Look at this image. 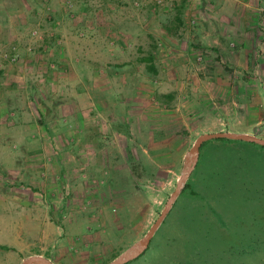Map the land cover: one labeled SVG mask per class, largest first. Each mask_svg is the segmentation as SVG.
<instances>
[{
  "label": "crops",
  "instance_id": "crops-1",
  "mask_svg": "<svg viewBox=\"0 0 264 264\" xmlns=\"http://www.w3.org/2000/svg\"><path fill=\"white\" fill-rule=\"evenodd\" d=\"M139 1L134 7L132 0H2L8 7L0 14V165L13 164V179L26 186L2 191L26 197L25 220L18 227L35 229L38 241L47 246L60 234L48 216L50 203L35 198H52L53 203V198L84 193L69 178L79 173L77 180L83 181L85 167L111 163L104 159L110 149L121 155V145L128 143L124 134L140 132L139 125L152 126L157 103L166 106L161 97L177 94L166 87L179 84L188 69L189 59L176 56L189 50L181 41L187 36L182 32V0L174 13L152 7V0ZM194 3V14L203 24L186 33L199 45L207 41L216 52L233 54L226 66L251 68L250 56L261 53L257 65L263 83L248 88L251 78L246 75L237 81L241 85L235 86L232 101L240 104L233 102L227 111L229 117L244 119L247 127L261 123L264 111L250 100L264 93V0ZM35 28L39 33L31 37ZM11 47L17 51L16 62L1 55ZM238 53L244 54L243 61ZM209 77L214 78L200 76L197 83L210 84ZM241 133L253 134L249 129ZM14 149L20 160H7Z\"/></svg>",
  "mask_w": 264,
  "mask_h": 264
},
{
  "label": "rangeland",
  "instance_id": "rangeland-1",
  "mask_svg": "<svg viewBox=\"0 0 264 264\" xmlns=\"http://www.w3.org/2000/svg\"><path fill=\"white\" fill-rule=\"evenodd\" d=\"M134 1L139 4L134 5ZM180 2L163 0L162 5H158L156 0H152L149 3L152 7L174 13ZM194 2L182 0L180 7L185 13V30L182 32L187 34L181 41L185 44L183 48L189 50L187 55L176 52V56L189 59L188 69L186 67L177 79L179 84L166 87V90L177 94L174 98L161 97L166 106L157 103V113L150 117L152 126L147 129L146 125H139L140 132L124 134V141L128 143L121 145L122 154L119 155L116 149H112L113 154L111 149L106 151L108 156L104 159L112 162L107 161L91 169L85 167V176L80 174L83 181L77 180L79 173L78 176H71L69 183L84 193L76 191L77 195L70 193L53 198V203L52 198H35L36 202L50 203L48 216L57 226L54 230L60 234L57 238L53 237L50 246L38 241L35 229H19V221L25 220L22 203L26 197L20 193L8 194L2 188L20 190L26 186L23 181L13 179V164L0 165V264H21L33 255L42 256L52 264H108L140 240L155 222L178 179L190 169L193 155L189 150L199 135L225 132L227 129L228 132L241 133L249 129L253 133L249 135L264 139V119L247 127L244 119L241 121L239 117L227 114L230 107L235 106L233 102L240 104L239 100L232 101L236 97L235 86L241 85L237 81L246 75L252 83H246L248 88L263 83L258 78L260 67L257 65L261 53L250 56L249 61L254 57V67L242 69L236 66L234 70L226 66L233 54L228 51L218 53L207 41L199 45L200 41L196 42L195 37L186 33L203 24L194 14ZM0 3V10L8 7L2 5V0ZM132 5L139 7L141 3L132 0ZM14 9L15 6H12ZM34 31L36 33L32 34ZM38 33L36 28L29 32L31 37H37ZM9 49L1 53L2 57L16 62V49ZM160 54H164L163 51ZM13 55L15 58L11 59ZM236 57L244 60L243 53L236 54ZM206 62L212 64V69L206 67ZM192 74L194 79L190 76ZM207 75L214 76L206 79L213 85L197 83L196 78ZM250 104L263 112L264 93L250 100ZM250 117L245 119L249 121ZM204 142L202 150L205 149L203 153L206 157L201 160L194 181L199 193H206V196L211 195L215 199L211 201L213 207L216 206L211 211L214 213H201L199 223L191 226L182 221V216L194 207V201H183L184 206L168 212L166 223L162 224V221L155 231L145 255L126 263L264 264V146L235 139L213 138ZM13 153L6 157L7 160H20L15 154L17 149ZM198 159L199 154L196 163ZM208 160L211 169L202 173L203 163ZM194 169L195 165L185 183ZM18 170L17 166L16 172ZM85 189L88 195H84ZM200 204H203L202 201L197 205L200 207ZM20 231L23 232L21 235ZM51 234L55 236L54 232ZM21 242L27 245L21 247Z\"/></svg>",
  "mask_w": 264,
  "mask_h": 264
},
{
  "label": "water",
  "instance_id": "water-1",
  "mask_svg": "<svg viewBox=\"0 0 264 264\" xmlns=\"http://www.w3.org/2000/svg\"><path fill=\"white\" fill-rule=\"evenodd\" d=\"M213 138H228V139H235V140H244V141L254 142V143L264 146V139L259 138L255 135H249V134H243V133H233V132H228V131L209 132V133H203L199 135L196 138L193 146L189 150V153L193 155L192 162L190 163V169L185 174H182L181 177L178 179L174 191L170 194V196L166 200L165 205L162 211L160 212L159 216L155 220V222L150 226L146 234L140 240L132 244V246H130V248L127 251L120 254L117 258H115L108 264H124L140 256L147 249L155 231L158 229L161 222L163 221V219L166 217V215L170 211L173 203L175 202L178 194L180 193L182 185L185 183L186 179L189 176L191 169L194 167L196 160L198 158L199 148L201 144L204 141L213 139ZM21 264H52V263L48 259L42 256L33 255L23 260Z\"/></svg>",
  "mask_w": 264,
  "mask_h": 264
},
{
  "label": "trees",
  "instance_id": "trees-1",
  "mask_svg": "<svg viewBox=\"0 0 264 264\" xmlns=\"http://www.w3.org/2000/svg\"><path fill=\"white\" fill-rule=\"evenodd\" d=\"M216 139H228V138H216ZM204 143L205 142H203L199 148V159H198V162L195 164L194 171L192 172V174L189 177V179L187 180V182L183 185V188H182L177 200L174 202L172 209L170 210V212H171L173 209H176L178 206H181V205L184 206L185 204L183 201H188L190 199L192 201H194V203H193L194 207H192V209H190V211L189 210L185 211V213L182 216L183 217L182 221L189 223V225H191V226L197 225L199 223L198 219L200 220L199 216L201 213L203 214L205 211L206 212L210 211L209 213H214L211 211H212V209H214L216 207V206L213 207L214 204L211 201H213L215 199L213 197H211V195L206 196L205 195L206 193H199L195 188L196 183L194 181V177H196V175H198L197 170L200 166L201 160H204L203 158L206 157V156H204V153H203V152H205V149L203 148V150H202ZM210 167H211V165H210L209 160L204 161L202 173H204V171L210 170L211 169ZM201 201L203 204L202 205L200 204V207H199L197 204H198V202L201 203ZM165 220H166V218L163 220L162 224L166 223ZM180 221H181V219H180ZM146 250L138 258H136L134 261L138 260L141 256L145 255ZM128 263H130V262H128ZM128 263H126V264H128Z\"/></svg>",
  "mask_w": 264,
  "mask_h": 264
},
{
  "label": "built area",
  "instance_id": "built-area-1",
  "mask_svg": "<svg viewBox=\"0 0 264 264\" xmlns=\"http://www.w3.org/2000/svg\"><path fill=\"white\" fill-rule=\"evenodd\" d=\"M162 2H163V0H156V3L158 5H162ZM138 4L139 3L137 1H134V5H138ZM35 33H36V31L32 32V34H35ZM14 58H15V55H13L11 59H14Z\"/></svg>",
  "mask_w": 264,
  "mask_h": 264
}]
</instances>
